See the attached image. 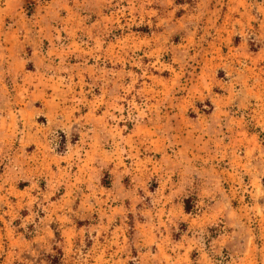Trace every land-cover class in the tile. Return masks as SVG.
Listing matches in <instances>:
<instances>
[{
  "label": "rangeland",
  "instance_id": "374dc122",
  "mask_svg": "<svg viewBox=\"0 0 264 264\" xmlns=\"http://www.w3.org/2000/svg\"><path fill=\"white\" fill-rule=\"evenodd\" d=\"M0 264H264V0H0Z\"/></svg>",
  "mask_w": 264,
  "mask_h": 264
},
{
  "label": "crops",
  "instance_id": "0c3cea01",
  "mask_svg": "<svg viewBox=\"0 0 264 264\" xmlns=\"http://www.w3.org/2000/svg\"><path fill=\"white\" fill-rule=\"evenodd\" d=\"M47 22H48L47 23L48 28L47 27L42 28L41 27L42 24L41 23L39 24V27H40L39 32H44L45 29H46V31L49 30L48 31L49 32L48 37H49V40L53 42V40L55 39V33H53L52 28L54 29L55 27L59 26V23L54 24L51 20H48ZM43 24H45V22ZM61 29L63 31V23H62ZM57 31H58V29H57ZM60 35H63V32L60 31ZM62 38H63V36H62ZM53 46H55V45H53ZM51 52H53L54 54H51ZM47 53L50 57H53L54 55L55 56H63V47H61V48L60 47H48ZM58 53H60L61 55H59Z\"/></svg>",
  "mask_w": 264,
  "mask_h": 264
}]
</instances>
